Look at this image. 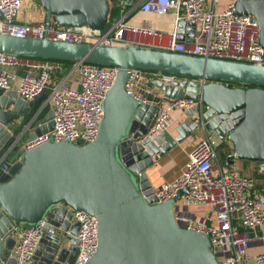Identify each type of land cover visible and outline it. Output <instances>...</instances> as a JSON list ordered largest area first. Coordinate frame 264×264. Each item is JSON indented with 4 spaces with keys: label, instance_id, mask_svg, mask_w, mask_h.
Here are the masks:
<instances>
[{
    "label": "water",
    "instance_id": "water-1",
    "mask_svg": "<svg viewBox=\"0 0 264 264\" xmlns=\"http://www.w3.org/2000/svg\"><path fill=\"white\" fill-rule=\"evenodd\" d=\"M38 1L45 21L58 27L98 33L107 28L108 0ZM234 13L257 22L264 52V0H237ZM186 26L195 36L194 25L180 21L177 41ZM0 53L118 69L101 104L97 138L84 145L48 142L23 150L19 139L6 147L14 136L11 126L32 115L46 97L40 93L27 102L14 91L0 90V264H15L12 229L42 220L46 224L33 264H74L78 225L71 211L97 222L96 249L85 264H220L208 235L183 229L175 220L174 203L185 190L159 204L147 176L154 162L199 124H182L177 136L164 131L148 139L156 106L140 104L124 86L130 71L181 79L150 84L165 98H200L205 135L230 144L238 160L264 162V66L152 47L68 43L2 32ZM51 118L48 109L25 142L50 131Z\"/></svg>",
    "mask_w": 264,
    "mask_h": 264
},
{
    "label": "built area",
    "instance_id": "built-area-1",
    "mask_svg": "<svg viewBox=\"0 0 264 264\" xmlns=\"http://www.w3.org/2000/svg\"><path fill=\"white\" fill-rule=\"evenodd\" d=\"M220 0H139L130 10L142 14L170 15L174 26L166 44L163 33L132 26L126 22L127 0H108L109 7H117L120 16L103 32L88 28L58 27L52 22L21 23L17 16L24 0H0V32L17 37L46 38L68 43H96L103 46H125L129 35L150 36L159 45L154 48L189 56L216 58L264 66V52L259 43L257 22L250 16L234 13L237 0H226L222 12L216 10ZM129 9V8H128ZM193 24L197 36L193 43L176 41L177 24ZM150 47V46H148ZM153 48V47H152ZM54 63L0 53V90L14 91L23 101L43 93L45 100L31 115L23 131L40 126L44 110L52 111V129L18 148L30 150L45 143L70 142L84 145L95 141L102 119V101L114 82L118 69L94 65L74 64L61 79L52 80ZM25 67L28 72L16 75L10 68ZM64 68V67H62ZM37 73L33 74L32 71ZM75 78L72 82L71 79ZM181 79L172 75L130 71L125 92L142 105H155L156 110L146 137L154 139L167 131L172 114L181 111L199 124L204 132L202 118L205 107L200 98L169 99L154 90L151 81L172 84ZM50 106V107H49ZM29 119V120H30ZM28 120V121H29ZM17 140V139H15ZM219 141L204 135L194 142L181 172L171 181L153 188L157 203L174 199L175 220L180 227L208 235L214 255L220 264H264V233L258 238L262 252L249 256L247 248L251 233L264 225V201L252 197L251 178L240 175L235 167L234 153L221 159ZM14 146H12L13 148ZM259 170L264 172V162ZM193 207H208L212 218L197 219ZM72 222L77 223L78 253L74 264H85L97 245V222L94 217L71 211ZM45 221L36 226L15 227L11 231L14 245L11 258L15 264H33V257L42 236Z\"/></svg>",
    "mask_w": 264,
    "mask_h": 264
},
{
    "label": "crops",
    "instance_id": "crops-1",
    "mask_svg": "<svg viewBox=\"0 0 264 264\" xmlns=\"http://www.w3.org/2000/svg\"><path fill=\"white\" fill-rule=\"evenodd\" d=\"M139 0H127L128 5L126 13L127 18L126 22L132 26L146 28L152 30L154 32L163 33L162 37V44H166L169 40V35L173 32L174 26L172 23V19L170 15L160 16L156 14H142L137 10H130L131 6L137 4ZM227 6L226 0H220L217 4L216 10L218 12H222L225 10ZM129 8V9H128ZM45 20V13L42 10L41 6L35 3L33 0H24L23 7L17 16V21L21 23H31L34 21H42ZM181 40L178 42H185V43H193L195 41V37L197 36V32H195V36L190 31V28L186 26L180 30L179 34ZM177 41V40H176ZM126 45H133V46H144V47H155L159 45L157 39L152 38L150 36H134L129 35L126 39ZM54 69L51 72L52 80H57V76L54 71L63 72L65 70V66L63 64L54 63ZM64 67V68H62ZM13 73L16 75H22L28 70L25 67H17V68H10ZM33 74H36L37 71H32ZM72 82L75 81V78L71 79ZM154 90H162L154 87ZM156 90V91H157ZM164 93V92H163ZM194 122V119H190L187 114L178 111L172 114L168 132L172 136H177L178 132L176 131L182 124L190 125ZM20 124L15 123L11 126V134L14 135V129L18 127ZM33 130L30 131H21L16 135L14 138L19 140V144L23 143L32 133ZM205 133L198 128L196 131L189 134L185 139L182 140L176 147L171 149L168 153H166L163 157L158 159V161L154 162V164L147 170V176L151 183L152 188H156L161 184L167 183L175 178L183 168L184 163L187 160V154L190 152L193 144L199 138L203 137ZM225 145V146H223ZM9 146V144H8ZM225 150L227 153L229 152L231 155L233 153L232 146L230 144H221L219 142L218 145V153L219 157L223 160L227 157ZM226 157V158H225ZM235 167L240 175L247 176L252 180L251 186V195L252 197H261L264 201V172H260V162H250L244 160H234ZM250 193V192H249ZM190 211L196 216L197 219H206L212 218L213 213L208 207H193ZM264 233V225L259 227L256 233H251L250 237L252 238L251 243L247 248V253L249 256H255L262 252V243L259 241V237ZM47 247V245H45ZM37 251V250H36ZM46 251V250H45ZM44 251V252H45ZM40 261V259H39ZM37 261V262H39ZM245 264H253L252 261L246 262Z\"/></svg>",
    "mask_w": 264,
    "mask_h": 264
},
{
    "label": "trees",
    "instance_id": "trees-1",
    "mask_svg": "<svg viewBox=\"0 0 264 264\" xmlns=\"http://www.w3.org/2000/svg\"><path fill=\"white\" fill-rule=\"evenodd\" d=\"M120 16V10H119V8H117V7H113V6H110V8H109V13H108V23H107V26H109L110 24H112L118 17ZM46 62H48V63H59V64H63L64 66H65V71H63V72H59V71H54L55 72V74H56V78L57 79H61L64 75H66V73L70 70V68L73 66V64L72 63H68V62H59V61H53V60H45ZM230 86H234V85H230ZM46 113V110H44L43 112H42V114H41V117H43V115ZM31 118V114H30V116H28V117H25L24 119H23V121H22V123L18 126V127H16L15 129H14V136H13V138L7 143V145H6V147H8V144L10 145L11 143H12V141L14 140V138L16 137V135L18 134V133H20L21 131H22V128H23V126L28 122V120ZM222 144H224V143H222ZM223 146H225V145H223ZM225 152H226V157L227 156H229V155H231L229 152L227 153V150H225ZM234 153V152H233ZM232 153V154H233ZM225 157V158H226ZM228 159H231L232 158V156H231V158H229V157H227ZM263 186H264V184H263ZM250 193H251V188H250ZM252 196V195H251Z\"/></svg>",
    "mask_w": 264,
    "mask_h": 264
},
{
    "label": "rangeland",
    "instance_id": "rangeland-1",
    "mask_svg": "<svg viewBox=\"0 0 264 264\" xmlns=\"http://www.w3.org/2000/svg\"><path fill=\"white\" fill-rule=\"evenodd\" d=\"M30 1H31V0H30ZM33 1H35V3H37L38 5H40L38 0H33ZM27 2H28V0H27ZM64 71H65V70H64ZM49 107H50V106H49Z\"/></svg>",
    "mask_w": 264,
    "mask_h": 264
}]
</instances>
